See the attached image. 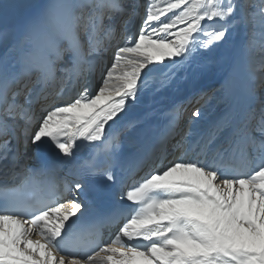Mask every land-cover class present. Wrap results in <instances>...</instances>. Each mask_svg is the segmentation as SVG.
<instances>
[{
  "label": "snow or ice",
  "instance_id": "obj_1",
  "mask_svg": "<svg viewBox=\"0 0 264 264\" xmlns=\"http://www.w3.org/2000/svg\"><path fill=\"white\" fill-rule=\"evenodd\" d=\"M3 17L0 44L15 56L0 58V161L11 176L0 183V264H264V100L241 114L226 110L206 134L192 130L196 108L192 142L178 131L179 105L133 152L122 132L107 131L142 89L168 87L177 67L243 61L264 88V0H59L22 26H10L7 9ZM229 83L226 76L219 88L225 102ZM81 143L100 147L73 179L59 176ZM21 144L59 154L44 166L55 184L38 186ZM111 185L129 206L76 231L74 221Z\"/></svg>",
  "mask_w": 264,
  "mask_h": 264
},
{
  "label": "bare ground",
  "instance_id": "obj_2",
  "mask_svg": "<svg viewBox=\"0 0 264 264\" xmlns=\"http://www.w3.org/2000/svg\"><path fill=\"white\" fill-rule=\"evenodd\" d=\"M143 3V0H139ZM31 13L21 19L17 26H22L29 21L28 17ZM11 43V41L9 42ZM6 53L1 54L3 58ZM231 57L232 52L229 50L227 53ZM253 60L259 62V56H253ZM171 69V65L167 63L164 66H158L152 69L150 75H153L154 79H158L160 74ZM174 73L172 83L168 87L161 88L159 91L155 90V86L152 85L146 89H142L138 95L135 105L128 108L115 123L110 122V127L107 128L109 134L122 132L124 141L125 153L133 152L136 146L143 145L148 139L156 136L159 130L166 123V116L164 115L173 106L179 105V133L185 136V139L189 142L195 141L197 135H186L189 130V121L191 114L187 116L190 109L195 106L201 109V118L198 121H194L191 125L194 133L206 134L209 127L220 118L226 110L234 109L237 114H241L246 107L256 106L262 100H264V88L258 87V81L253 78L246 68L243 61L239 63L237 67H233L232 62L228 61L221 65H212L207 69H194V67L181 68L177 67L171 69ZM229 77V90L227 94V101L221 99L224 93L219 91L220 84L223 83L225 77ZM100 69L99 67L94 73L89 72L87 80L89 85L99 82ZM67 88H71L69 83ZM214 87L211 91L205 93L213 95V90H217L212 99H208V96L201 97L200 94L204 93V90ZM65 95H68L65 92ZM193 96V100L187 102L188 98ZM187 116V117H186ZM137 120L135 128L124 131L125 126L129 120ZM180 137L177 136L176 139ZM223 139V137H221ZM175 143V140L172 141ZM219 143V141L217 142ZM215 146V145H214ZM23 148V152H20V160L22 164H25L28 168L41 171L45 165L52 162H60L59 154L50 146L47 148L42 147L37 149L33 145H29L27 151H25L23 145L19 146V150ZM100 147L99 144L81 143L75 152V158L72 164H65L63 169L59 172V176H66L68 179H73L80 171L75 165L81 161L90 157L91 151L94 148ZM16 151V142L13 140V152ZM177 155L179 153H176ZM71 170L72 175H67ZM37 171V172H38ZM119 173V167H117ZM5 162L0 161V183L4 180H11V176H5ZM116 195V206L125 208L129 206V202L120 200L119 186L114 185ZM85 199L83 195L80 197ZM91 213V209L84 213L78 220L74 221V225L86 218ZM116 229H104L103 239L110 240L115 235ZM63 254V253H62Z\"/></svg>",
  "mask_w": 264,
  "mask_h": 264
},
{
  "label": "rangeland",
  "instance_id": "obj_3",
  "mask_svg": "<svg viewBox=\"0 0 264 264\" xmlns=\"http://www.w3.org/2000/svg\"><path fill=\"white\" fill-rule=\"evenodd\" d=\"M54 2H59V0H0V23H2L4 20L3 12L5 9H7L8 22L10 26L15 27L18 25L22 18L28 15V13H31L28 17V19L30 20L35 17L41 11V9ZM3 52L6 53L9 58L15 56L14 52L7 51V46L0 44V56ZM213 88L214 87H209L205 89L204 93L207 91H211ZM193 98V96L189 97L187 102L192 101ZM194 108L195 106L190 109V111L187 113V116L193 112ZM20 152H23L22 147L20 149Z\"/></svg>",
  "mask_w": 264,
  "mask_h": 264
}]
</instances>
